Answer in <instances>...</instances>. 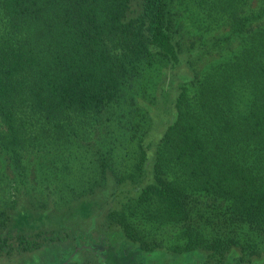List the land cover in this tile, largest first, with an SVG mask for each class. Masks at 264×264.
Returning a JSON list of instances; mask_svg holds the SVG:
<instances>
[{
  "label": "trees",
  "instance_id": "1",
  "mask_svg": "<svg viewBox=\"0 0 264 264\" xmlns=\"http://www.w3.org/2000/svg\"><path fill=\"white\" fill-rule=\"evenodd\" d=\"M192 1L212 23V47L234 49L201 75L190 67L168 97L183 58L169 0H0V148L13 167L23 169L29 148L55 149L93 125L121 102L126 81L154 56L166 64L162 94L167 92L170 116L154 143L145 137L139 142V177L130 176L129 184L143 218L158 224L187 219L191 195L204 193L223 203L233 222L264 231V0ZM107 164H101L102 174ZM131 214L133 207L125 206L111 209L106 219L147 252L154 247ZM4 215L0 253H9L13 234ZM192 233L181 251L201 258V249L212 247L213 264H261L239 256L234 237L224 240L221 258H215L218 241L209 245L199 231ZM91 235L80 227L15 229L19 250L67 241L72 252L56 264H81L82 251L106 264L81 244L95 243Z\"/></svg>",
  "mask_w": 264,
  "mask_h": 264
},
{
  "label": "rangeland",
  "instance_id": "2",
  "mask_svg": "<svg viewBox=\"0 0 264 264\" xmlns=\"http://www.w3.org/2000/svg\"><path fill=\"white\" fill-rule=\"evenodd\" d=\"M169 5L183 51L179 64L182 70L177 72L168 95L173 97L177 85L190 75V67L196 75H201L234 47L228 44L212 47V23L192 0H169ZM147 62L126 81L120 103L107 108L93 125L81 129L68 143L42 152L29 148L20 172L13 167L7 152L0 148V212L5 213V219L7 216L13 234L9 240L10 252L0 253V264H56L64 256H70L72 251L69 253L70 242L67 241L28 252L19 250L15 240L16 228L34 233L39 228L51 231L62 227L89 230L95 243L87 239L81 244L101 254L106 264H213L208 258L212 247L201 249L204 253L201 258L195 251H181L195 230L211 243L209 245L218 241L219 253H214L215 258H221L220 251L226 247L224 240L234 237L237 242L233 246L239 256L246 261L257 258L264 264V231L233 222L225 214L224 204L211 195H191L190 216L177 223H150L135 205L137 191L129 182L130 176L139 177L135 167L141 153L139 142L145 137L143 142L154 143L170 116L169 98L164 101L167 92L162 94L166 64L154 56ZM103 160L108 161L107 175L102 174ZM149 169H145V182L150 180L146 174ZM119 178H126V182L115 184ZM105 180L109 184L103 183ZM125 206L133 207L131 222L154 248L142 251L128 242L116 223L107 221L106 215L111 209ZM67 207L64 215H56ZM80 254L81 264H101L89 251Z\"/></svg>",
  "mask_w": 264,
  "mask_h": 264
}]
</instances>
